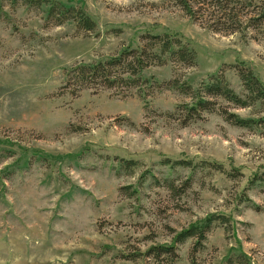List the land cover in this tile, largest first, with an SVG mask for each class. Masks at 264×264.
I'll return each instance as SVG.
<instances>
[{
  "label": "rangeland",
  "instance_id": "rangeland-1",
  "mask_svg": "<svg viewBox=\"0 0 264 264\" xmlns=\"http://www.w3.org/2000/svg\"><path fill=\"white\" fill-rule=\"evenodd\" d=\"M23 1H0V264H155L135 258L172 244L169 229L215 214L230 222L215 223L197 264L239 255L264 264V183L248 187L264 172L263 135L217 113L184 128L167 116L183 102L170 91L148 90L144 101L136 91L60 95L66 70L139 48L147 33L177 36L197 52V64L150 67L144 79L161 84L177 75L197 88L223 70L242 93L239 63L264 85V42L214 34L167 0H53L83 6L96 24L90 33L73 22L54 26L46 8ZM188 178L192 188L173 201L164 181ZM128 187L138 194H122ZM193 243L177 246V264H191Z\"/></svg>",
  "mask_w": 264,
  "mask_h": 264
},
{
  "label": "trees",
  "instance_id": "trees-1",
  "mask_svg": "<svg viewBox=\"0 0 264 264\" xmlns=\"http://www.w3.org/2000/svg\"><path fill=\"white\" fill-rule=\"evenodd\" d=\"M2 1V0H0ZM17 1V0H13ZM179 9L185 17L200 27L214 34L232 36L240 35L244 39L264 42V2L254 3L250 0H167ZM24 6L39 10L46 8L48 21L54 26H61L73 22L76 28L87 33L96 29L95 22L89 17L83 6H67L53 0H24ZM169 64L181 70L190 69L197 64V52L177 36L169 34H145L140 38L139 48H124L121 52L111 55L104 60L91 64H76L65 71L64 83L60 88V95L72 98L86 91L99 94L112 91L128 97L132 91L146 100V92L170 91L177 93L183 99L175 111L167 116L175 118L182 127H188L194 122L203 120L205 114L217 113L224 121L234 127L247 129L264 136V85L255 76L252 69L244 63L236 67L243 92L237 93L228 82L223 70L193 88L182 76H174L169 81L150 82L142 77L150 67H164ZM149 89H148V88ZM236 110H252L250 118H242ZM165 165L192 168V163L179 161ZM217 171L222 165L206 164ZM234 178L239 172L234 171ZM165 190L173 201L182 198L192 188L193 181L188 178L177 185L175 181H164ZM264 183V172L255 174L248 183V187ZM124 188L125 196L138 194L137 190ZM131 191V194L129 193ZM244 196V193L239 197ZM243 202V199L241 200ZM229 220V221H228ZM216 222L224 227L230 219L224 215H212L202 223L194 224L181 232L173 233L172 244L153 246L137 258L144 257L155 264H177L179 261L178 247L188 240H193L190 252L191 264H197V255L204 249V243ZM152 240V238L150 239ZM134 260V259H132ZM227 264H249L244 255L231 258Z\"/></svg>",
  "mask_w": 264,
  "mask_h": 264
}]
</instances>
